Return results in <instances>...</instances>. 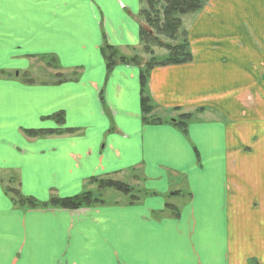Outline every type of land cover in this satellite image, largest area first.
Wrapping results in <instances>:
<instances>
[{
	"label": "crops",
	"instance_id": "obj_1",
	"mask_svg": "<svg viewBox=\"0 0 264 264\" xmlns=\"http://www.w3.org/2000/svg\"><path fill=\"white\" fill-rule=\"evenodd\" d=\"M142 5L0 0V264H264V0L207 2L188 29L192 61L151 70L150 116L162 123L144 121L140 66L108 72L102 53L141 47ZM42 56L78 76L57 78ZM186 112L188 134L172 123ZM131 171L155 194L36 209L9 189L15 176L47 201Z\"/></svg>",
	"mask_w": 264,
	"mask_h": 264
},
{
	"label": "trees",
	"instance_id": "obj_2",
	"mask_svg": "<svg viewBox=\"0 0 264 264\" xmlns=\"http://www.w3.org/2000/svg\"><path fill=\"white\" fill-rule=\"evenodd\" d=\"M208 1L209 0H143L144 4L146 3V6H143L140 15L143 17L148 28L144 25L140 27V40L141 45L143 46V51L150 55L148 59L144 60L139 54L123 56L121 51L112 45L106 44L102 48L108 72L112 71L119 63L127 65L137 64L140 66L142 109L144 112V121L146 123H162L161 119H151L150 116L154 109L152 99L147 90V83L151 70L158 66L187 63L193 59L190 42L187 38V31H183L185 33V39L177 44L162 42V40L154 35L152 31H156L158 35L166 36L175 40L176 34L181 31L183 26V20L181 17L200 11L206 6ZM155 46L161 47L162 49L165 48L164 50L167 53L163 56L156 55ZM199 110L202 111L203 108H200ZM193 116L194 114L192 112L181 113L178 117L172 120V123L184 134H188L189 122ZM60 122H63V117L60 118ZM32 131L34 135L55 134L61 132L58 129ZM74 131L76 130L72 129L68 132L73 133ZM90 181L92 184H97L99 189L98 193L100 194L101 192L103 193L104 190L111 188L129 195L128 198H130L131 201L141 200V192H139V194H134V188L120 180L106 177H92ZM10 191L14 195L13 200L15 204L26 208H39L42 206L75 209L78 207L104 205L106 203L100 195H96L92 191H86L73 197L52 198L48 203H41L33 197L24 196L19 189H10ZM141 191L144 196L155 194V192H150L144 189ZM179 194L182 195L183 192L181 190L174 191L171 192L169 196H179ZM186 195L189 196L190 193ZM131 203H134V201ZM165 209L170 216L178 217L180 215L179 207L171 202L166 203Z\"/></svg>",
	"mask_w": 264,
	"mask_h": 264
},
{
	"label": "rangeland",
	"instance_id": "obj_3",
	"mask_svg": "<svg viewBox=\"0 0 264 264\" xmlns=\"http://www.w3.org/2000/svg\"><path fill=\"white\" fill-rule=\"evenodd\" d=\"M144 5L146 6V3ZM203 9H201L198 12L191 13V14H188V15H186L184 17L183 16L181 17L182 20H183V26H182L181 31L176 34V39L175 40L170 39V38H168L166 36L158 35V33L156 31H152V32L154 33V35L158 36L162 40V42H164V43L165 42H168V43H171V44H177L179 42H182L185 39V33L183 31H187V38H188V40L190 42V46H191V50H192L191 36H190V32H188V29H190L193 21L198 16V14L201 13V11ZM141 18H142L141 19L142 20L141 21V24H143L145 27L148 28V26L145 24V21H144V19H143L142 16H141ZM193 38L196 41H201V40H205V35L204 36H201V37H193ZM164 49L165 48L162 49L161 47H158V46L156 47L155 46L156 55L163 56L164 54H166L167 52ZM124 50H126V51H121V54H123V56H133L135 54H139L144 60L145 59H148L149 56H150L149 54H147V53H145L143 51V46L142 45L139 48L138 47L137 48H129V49H124ZM41 59H43L45 61V64L48 67L54 68V70L56 71V77L59 78V79H62L63 78V79L66 80V79H68V77L70 79H76V76H78V74H79V70L78 69H71L69 76L61 75L59 77L57 75L58 74L57 72L60 71L59 70V67L60 66L58 65V62H57L56 58L54 56H51V57L42 56L39 61H41ZM46 65L41 66V68L39 69V71L36 73V75H37V78L36 79H40L41 78V72H43V71L45 72L47 70V66ZM23 77L24 78H27V75H24ZM33 78H34V76H33ZM54 79L57 80L56 78H54ZM56 117L58 118V120L60 122V118L63 117V116L61 114H58V115H56ZM193 119H195V115H194ZM58 130H60L61 132H58V133H55V134H61V133H63L62 132L63 129L58 128ZM32 132L33 131H30V133H32ZM40 135H43V134H38V136H40ZM137 174H139V173L138 172H135V171L134 172L131 171V172H127L125 175H122L120 177H117L116 175L113 176V177H112V175L103 176V177H106V178H112L114 180H120L122 182H125V183L129 184L131 187L134 188V194H139V192H141V195H140L141 200H138V201L137 200H132V201H134V203H131L132 202L131 199L128 198L129 195L123 194L122 192L116 191V190L111 189V188L104 190L103 193L101 192V194H102L101 195L100 193H98V190L99 189H98L97 184H94V183L92 184V182L90 181L91 178H89L88 180L85 181V182H87V184H85L86 187H84V189L82 190V192L80 191L76 195H79L80 193H83V192H86V191H92L96 195H100L105 200L106 203H109V202H111L113 204H115V203L116 204H126V203L135 204V203H139V202H141L145 198L144 197V194L142 193L141 190H143V189L144 190H147V189H145V187H144L145 181L144 182H142L140 180L139 181H136L133 178V177H136ZM11 177L13 179V183L14 184L9 189H17V188H15V187H17L15 185V183H16V177L15 176H11ZM73 196H75V195H73ZM73 196H71V197H73ZM184 196L187 197L188 195H184ZM52 198H61V197H58L57 195H55V196H51L47 201H40V200H38V201L41 202V203H48V202H50V200ZM129 199H130V201H129ZM96 206H99V205H96ZM165 206H166V204H165ZM49 208H52V209H68V208H60V207H42V206L39 207V208H36V209H49ZM82 208H89V207H78V208L70 209V210H80Z\"/></svg>",
	"mask_w": 264,
	"mask_h": 264
}]
</instances>
